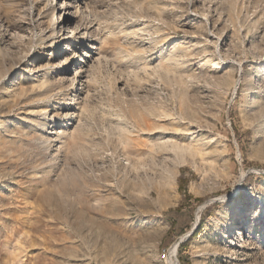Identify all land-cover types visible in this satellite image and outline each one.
I'll list each match as a JSON object with an SVG mask.
<instances>
[{
  "label": "rangeland",
  "instance_id": "obj_1",
  "mask_svg": "<svg viewBox=\"0 0 264 264\" xmlns=\"http://www.w3.org/2000/svg\"><path fill=\"white\" fill-rule=\"evenodd\" d=\"M176 252L264 264V0H0V264Z\"/></svg>",
  "mask_w": 264,
  "mask_h": 264
},
{
  "label": "crops",
  "instance_id": "obj_2",
  "mask_svg": "<svg viewBox=\"0 0 264 264\" xmlns=\"http://www.w3.org/2000/svg\"><path fill=\"white\" fill-rule=\"evenodd\" d=\"M176 194H177V190H174V197L172 199V202L174 201L173 205L171 206V210L170 213L168 214V218L166 219V223H168L169 225V236L172 235H177L179 234L182 230H184L186 228L187 223L183 222L182 220V214L184 213V211L186 210V206H183L180 209H175L181 199V197L178 195V200L176 201ZM176 202V203H175ZM168 238V237H167ZM167 238L164 240V242L167 241ZM175 260L176 263H179V260L177 259V252L175 255Z\"/></svg>",
  "mask_w": 264,
  "mask_h": 264
},
{
  "label": "bare ground",
  "instance_id": "obj_3",
  "mask_svg": "<svg viewBox=\"0 0 264 264\" xmlns=\"http://www.w3.org/2000/svg\"><path fill=\"white\" fill-rule=\"evenodd\" d=\"M64 3V2H63ZM53 5V4H52ZM69 7H70V5L69 4H65V6H63L62 4H61V13H60V16H59V19H63V21H65V17H66V11L67 10H69ZM55 10V9H54ZM69 12V11H68ZM68 12H67V14H68ZM55 18V17H54ZM56 28H59V30H58V32L56 31ZM79 28V27H78ZM65 29H63L62 28V24L60 23V26L57 24V27H56V24H55V27H54V31L52 32V36L53 37H57L56 35L58 34V36H60V38H58L56 41H54L53 42V45L54 46H57V44L60 42V41H69V42H72V41H74V44H76V45H78L79 43L77 42L78 40H79V36H77V35H75V36H77V37H74V38H71L69 35L68 36H66L67 35V33L65 34ZM72 32V34H73V31H71ZM62 33L64 34V36H62ZM84 37V36H83ZM74 46V45H73ZM90 47V46H89ZM67 50H70V49H67ZM73 56L75 55V54H72ZM71 55V56H72ZM93 56V55H92ZM84 57V56H83ZM92 58V57H91ZM73 58H69V60L71 61ZM71 62H69V64H70ZM88 65V64H87ZM85 78V77H84ZM81 83V82H80ZM72 89H73V87H72ZM192 188V187H191ZM196 189V188H195ZM193 190V189H192ZM194 193H196L195 191H193ZM252 221V220H251ZM251 225V224H250ZM246 227L247 226H249V224H246L245 225ZM244 228H242V226L241 227H239L238 228V230L239 231H237L236 233H235V235H238V237L239 236H242L243 234H244V230H243ZM251 231H252V229H251ZM254 231V230H253ZM230 241V240H229ZM230 244H231V242H230ZM194 247V246H193Z\"/></svg>",
  "mask_w": 264,
  "mask_h": 264
},
{
  "label": "built area",
  "instance_id": "obj_4",
  "mask_svg": "<svg viewBox=\"0 0 264 264\" xmlns=\"http://www.w3.org/2000/svg\"><path fill=\"white\" fill-rule=\"evenodd\" d=\"M179 243H180V239H179V241L176 243V247H178ZM173 247H174V244L171 245V246H169V247L166 248V249H163V250L161 251V258H162L165 262H167L168 259H170V250H172Z\"/></svg>",
  "mask_w": 264,
  "mask_h": 264
},
{
  "label": "trees",
  "instance_id": "obj_5",
  "mask_svg": "<svg viewBox=\"0 0 264 264\" xmlns=\"http://www.w3.org/2000/svg\"><path fill=\"white\" fill-rule=\"evenodd\" d=\"M180 182H181V175H179V177L177 179L178 185H179ZM199 231H200V229H198V231L193 234V237H195L199 233Z\"/></svg>",
  "mask_w": 264,
  "mask_h": 264
}]
</instances>
